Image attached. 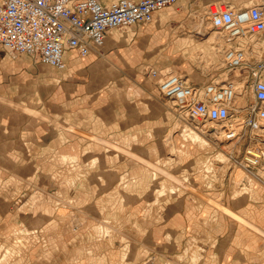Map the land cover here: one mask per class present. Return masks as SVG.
Returning a JSON list of instances; mask_svg holds the SVG:
<instances>
[{"label":"rangeland","instance_id":"374dc122","mask_svg":"<svg viewBox=\"0 0 264 264\" xmlns=\"http://www.w3.org/2000/svg\"><path fill=\"white\" fill-rule=\"evenodd\" d=\"M102 1L110 4L115 0ZM247 1L250 0H180L161 11L162 19L154 26L160 32L156 49L153 54L143 51L140 56L145 72L153 74L157 84L171 71L191 82L212 80L225 64L214 55L208 37H224L211 23L209 6L231 3L241 7L247 6ZM204 17L210 22L203 26L205 32L198 34V23ZM119 29L128 32L131 28ZM224 44L228 45L225 41ZM32 61L37 71L32 75V91L22 90L16 95L17 100L0 104L5 126L14 125L21 130L20 135L10 139L14 140L12 143L6 144L5 163L0 164V264H221L216 241L213 246L212 241L208 243L196 234H186L178 251L166 261L157 253L155 226L157 219L166 218L163 206L167 210V204L185 195L194 200V194L204 201L199 213L203 227L229 219L233 234L239 224L247 237L255 238L263 246V261L257 264H264V186L256 171L247 165L251 156L248 151L256 149L254 131L248 128L238 139L228 141L216 133L218 125L208 122L202 130L204 123L181 118L166 100L170 116L166 118L165 132L148 135L149 139L159 141L158 148L130 147L131 139L124 143L125 139L109 137L107 132L85 129L83 133L77 127L103 123L83 109L73 120L52 116L59 109L55 101L62 98L56 99L60 71L39 62L37 56ZM48 82L52 85H46ZM29 113L38 116L39 122L46 120L45 124L56 131L59 138L53 150L27 147L28 135L22 130L29 124ZM6 130L9 135L10 128ZM76 137L84 138L86 143L84 160L77 149H63L77 141ZM98 137L104 144L95 143ZM18 141L26 149L19 150L21 163L13 165L11 161L18 156ZM12 150L14 155H7ZM99 152L116 159L115 173L109 174L104 169L106 165L98 163ZM34 153L38 158L33 161ZM126 158L133 160L132 168L124 165ZM50 172L53 181L44 178ZM79 185L87 192L80 198L72 193L67 195L69 191L66 195L61 191L53 193L58 186L67 190ZM244 205L246 211L238 212L237 208ZM226 207L237 214L226 212ZM243 218L247 224L242 222ZM251 221L263 227L254 229ZM246 247L232 245V260L225 264H255L233 255L255 251ZM208 256L211 261H207Z\"/></svg>","mask_w":264,"mask_h":264},{"label":"crops","instance_id":"0c3cea01","mask_svg":"<svg viewBox=\"0 0 264 264\" xmlns=\"http://www.w3.org/2000/svg\"><path fill=\"white\" fill-rule=\"evenodd\" d=\"M170 7L172 6L163 10ZM161 11L154 13V20L151 23H137L129 26L131 29L128 32H120V27L111 30L108 33L106 43L103 46H93L91 52L86 56H80L76 51L67 52V67L64 70H59L61 75L59 77L60 82L58 81L60 92L56 99L58 97L62 98L60 101L53 100L58 104L57 107L59 109L52 116H58L64 121L73 120L77 118L76 114L83 109L92 113V116L99 118L103 124L87 125L82 128L77 127L81 129L80 132L84 133L85 129L90 132H107L109 137L115 136L120 138V140L122 138L125 139L124 143L127 142V139H131L129 141L130 147H139L147 150L154 147L158 148L159 141L149 139L148 135H158L165 132L168 125L166 118L168 117L169 119L170 116L168 114L169 111L165 108L167 99L161 94L155 76L153 74L148 75L145 72L144 65L140 62V56L143 51L146 54L148 52L153 54L156 49L160 32L155 31L154 26L159 25L162 19L163 13H160ZM33 57L34 55L26 53L11 54L0 48V104L5 100H17L16 95H19L22 90L26 91L28 89V92L32 91V75L37 74V71L34 70L36 65L33 64ZM151 60L152 58L148 59V61ZM210 80L206 78L203 81H194L193 83H205ZM46 85H52V82H48ZM29 94L31 95V93ZM28 99L31 101L32 97L30 96ZM73 107L79 110L74 111ZM41 118L45 117L41 116ZM5 121L3 107L0 105V164L5 163L6 152L4 148L6 144L11 141V138H15L17 134L20 135L21 133V130H16L14 125L5 126ZM39 121L41 120L38 119V116L32 117V114L29 113V124L22 130L24 135H28L27 139L25 138V143L30 149L39 147L44 148L45 151L53 150L59 136L53 128L45 124L44 121L46 120L43 122ZM38 122L39 124H37ZM6 128H10L9 135ZM80 137H76L77 141L72 142L71 146L69 143L66 144L63 149H77L76 152L82 153L84 160L86 143L84 138ZM134 137L137 138L135 142L132 140ZM95 143L101 145L103 143L101 137H98ZM15 148L18 150V156L17 160L14 158L11 161L13 165L21 163L22 158L19 150L21 148L26 149V147L21 146V141H18ZM14 152L12 150L7 155H14ZM32 152H30L31 156ZM35 154L32 157L33 161L38 158ZM100 154L101 152H99ZM97 158L99 159L98 156ZM32 159L29 160V163L32 162ZM98 163L106 165L104 169L109 174L117 171L118 163L113 156L100 155ZM124 165L132 168L133 160L126 158ZM52 173H45L44 178L48 181H53ZM224 175L226 176L227 174L225 173ZM37 176L41 177L42 175L38 174ZM86 180V178H83V181ZM58 187L53 190V193L61 191L66 195L69 191L67 195L72 193V195L79 198L87 193L85 188H81V185L72 189L67 188V190L63 186ZM167 205H169L167 210L164 209L165 206L162 209L166 218L162 221L157 219L155 226L156 250L160 258L162 256L161 259L163 261L175 255L179 249V242H182L186 234L201 236L200 238L205 239L208 243L212 241L213 246L216 241L218 246L216 254L219 256L221 264H225V261L231 262V247L237 244L245 248L250 246L251 250L255 251H245V253L239 251L238 254L233 253L234 256L240 255L244 261H249V263L254 261L257 264V262L261 263L263 261V246H261V243L256 242L255 238L247 237L246 232L242 231L243 227L238 226L239 224L235 226V233L233 232V234L231 230L232 224L229 219L213 221L212 227H203L199 213L204 201L195 194L194 200L190 198V195H185L179 201L173 200L172 204ZM246 207V205L240 206L237 211L244 213ZM225 211L237 214L227 207ZM143 222L144 218H142V225ZM242 222L248 223L245 219ZM250 224H252L254 229L263 227L253 221ZM201 229L203 231L199 233ZM235 234H237V237ZM207 261H211V257L208 256Z\"/></svg>","mask_w":264,"mask_h":264},{"label":"built area","instance_id":"2783aa9c","mask_svg":"<svg viewBox=\"0 0 264 264\" xmlns=\"http://www.w3.org/2000/svg\"><path fill=\"white\" fill-rule=\"evenodd\" d=\"M179 1L0 0V48L37 56L41 63L64 70L67 52L86 56L93 46L106 43L111 30L151 23L155 12ZM209 15L228 44L221 73L203 84L167 74L159 90L181 118L212 122L228 141L248 128L254 131V147L262 156L254 162L248 158L247 165L264 186V0L241 7L210 4Z\"/></svg>","mask_w":264,"mask_h":264},{"label":"bare ground","instance_id":"6f19581e","mask_svg":"<svg viewBox=\"0 0 264 264\" xmlns=\"http://www.w3.org/2000/svg\"><path fill=\"white\" fill-rule=\"evenodd\" d=\"M253 2H254V0L247 1L246 5L249 6ZM209 22L210 21H208V19L206 17L201 19L200 23H198V26H197L198 34L201 33V32H205V29L203 28V26L206 25V24H209ZM208 41L212 45V49L214 50V55H216V57H218L221 60V62L224 64V59L223 58H224V53H225L226 48H227V46L224 44V41H225L224 38L220 37L219 35H217L215 37H211L210 36V37H208ZM217 65H219V64H217ZM167 72H169V71H167ZM164 73H165V71H164ZM169 73L172 74L173 71H171ZM207 123L208 122H204V125L202 126V130L207 126ZM197 124H203V122H200V123L197 122ZM216 128H217L216 133L218 134L219 127H216ZM196 136H198V135H196ZM250 153H251V156L249 158H250V160H252L254 162L255 157H260L259 154L262 153V151L253 149V150H250Z\"/></svg>","mask_w":264,"mask_h":264}]
</instances>
